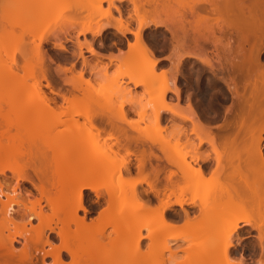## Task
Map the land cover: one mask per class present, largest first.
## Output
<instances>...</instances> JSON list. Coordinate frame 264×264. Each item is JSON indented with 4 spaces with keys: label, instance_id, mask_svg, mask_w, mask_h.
Returning <instances> with one entry per match:
<instances>
[{
    "label": "bare ground",
    "instance_id": "6f19581e",
    "mask_svg": "<svg viewBox=\"0 0 264 264\" xmlns=\"http://www.w3.org/2000/svg\"><path fill=\"white\" fill-rule=\"evenodd\" d=\"M29 1H27V3ZM35 1H39L38 4H41V0H31V2H29L31 6L28 4V8H26V12L31 10L28 12L30 18L35 16L34 13H36L37 10L32 8L36 7L34 4ZM89 1L93 5V11L99 13L98 16L101 17L103 22L94 28L79 27L77 23H72L70 27L76 28L78 35L84 36L89 33L94 38L100 36L107 29L112 28L115 30L116 34L125 39L127 38L126 35H132L134 38L133 43L127 41L128 49L125 53L119 50L120 53L118 56L117 54L116 56L112 55V57L105 56V58H108L110 61L119 59V57L122 58V56L126 57L124 58L126 60L130 54H135L136 57L139 55L141 60H151L148 68L153 72L160 58L157 59L154 56L155 54L153 53V49H151L152 47L147 43L144 31L151 27V30L154 31H156L157 28L164 27L170 34V44H172V47L182 51V53L177 52L175 54L177 58L174 64L175 71L178 70L181 64L185 65L189 63L191 59H196L203 66L209 68L213 76L211 82L213 84L221 82L225 86L222 87L221 85V87L219 86L220 88L217 87V99H219L222 104L224 103L223 107L217 106V135H214L204 127L190 104L187 105V109L189 110L188 115L176 112L175 109H161L162 111L171 112L181 119L182 122L190 123V129L188 131L179 130V127L175 126L173 128V136L177 135L179 139L183 140L186 145L191 147L192 151H195V153L189 155V161L184 164H178L175 158L166 160L171 164L172 170L168 171V174L164 178V182L160 183L162 189L160 187L153 190L154 188L151 186L157 182L150 186L151 182L149 183L145 178H142V173H145V165L149 163L151 157H153V160H155L157 164L161 162V159L154 155L150 148H144L145 143L141 141L144 138L123 136L120 137L121 139H118L111 135H107V133L106 136H108V138H115V140L118 141L115 145L121 149L123 148L126 155L135 156L138 154L137 158L135 157L136 170L138 175L141 174V177L138 179L136 178L133 183L127 184L130 192L133 194L132 199L127 204L125 203L119 206L116 213L112 215L109 221L100 223L98 222V217H101L100 215L104 213L109 206L113 205L112 203L115 200V195L113 196L112 194L108 195L109 197L106 201L107 207L100 211L99 216L97 218L95 217L96 219L89 218L88 214L91 210L87 206L88 200L85 198V191L93 192L96 199L92 201L93 203H98V198L100 196V193L98 194V192H100L98 189L101 185L100 182L103 181L100 175H103L104 172L99 170V174L97 168L98 164L102 166V162L104 163L103 159L106 161L107 158H105V153L108 155L103 148V152L97 151L98 144L93 141L97 138L99 139L98 135L102 130L104 132L106 121L103 120L105 118L102 119L101 115L97 117L95 114L93 119H99L94 121L91 119L92 117L90 118L88 116L89 119L86 118L87 116L83 113L87 119L86 123L89 125V128L86 125L87 129H85L86 127L84 126L83 129L86 131H89V129L91 131V129H93L96 130V133L97 131L100 132L99 134H93V130L91 131V135H94V137L92 136L94 140L92 137L90 138V132L85 133L83 131L84 134H82L86 138L89 137L87 140L90 139L92 140L91 142L97 144L96 148H94L97 155L92 156L93 150L91 152L89 148L86 147L87 145L85 146L84 137H79L80 134L75 137L73 135L75 138L74 140L72 139L73 142H75L76 147L78 145L77 143H79L81 149L79 148V151L77 147L76 149L78 151L76 153V149L74 150L75 156L71 155V153H73L72 150L71 153L64 154H70L75 157H72L74 159L72 165L77 164L72 167V169L76 168L75 170L73 169L74 171L72 169L70 171L64 169L65 163L68 161L64 155V157H61V155L59 156L61 157L59 160L63 161L64 159V162L60 161V165L58 164L56 167H52L54 168L52 169L49 167L50 165L47 158H43L45 154L41 153V150L39 153L38 146L40 143L39 140H36L39 139L36 138L37 135L42 131V133L46 131V134L51 132L55 124L62 123V121L60 122V120H58L59 118L56 119L57 115H63L64 113V111L63 113L60 111L59 114H52L49 118L44 117L46 119H52L53 117L52 120L50 119L51 121L43 119L42 117V114H48L54 111L55 108L58 111L57 108H59L55 102L50 101L42 90V81L44 80L46 81V87L50 92H53L47 78V71L43 68L46 55L45 52L40 49L43 43L52 42L58 36H55L53 32L55 29L49 31L47 27L49 23H46V25L42 24V30H45V32L37 38L34 48L26 50L27 52H23L25 54L23 58L25 65L22 70H25L26 74L21 77L17 69H12L10 67L0 68V91L2 92L5 90L2 92L3 95L0 94L4 96L3 100L1 99L2 97H0V102L2 101V105L4 104L0 107V115L2 110L5 111V117L1 115L5 123L2 122L0 118V162L6 158L10 159V157L14 159L15 162V164L0 163V176L16 180L15 185L17 187L20 183H29L32 189L37 192V194H33V196L27 191L25 195L32 196V199L23 198V195L16 193L15 186L11 190L12 194H8L5 190L9 187V181L7 179H0V264H114L113 262L107 263L106 261V259H108L107 257L110 255L112 246H103L102 242L105 238L117 241L131 240L129 241L132 245L129 251V261L127 264H164V260L162 259L163 252L169 250V244L172 241L182 238L181 233H170L166 237L160 239L164 236L163 234H166L165 232H170V230L177 226L176 224L179 221H182V223L184 222L183 224L185 225H192L190 223L198 218H211L216 215L220 227L217 232L209 235L208 238L210 241L217 242V262L220 264H227L228 259L231 257V249L235 248L241 240L238 237L239 231L245 226L250 225L249 221L243 215H240V213L249 208L260 209L264 206V0ZM125 1L128 5H131L132 10V13L128 14L127 18H123V10L121 7L115 5V2ZM171 1L173 4L175 3L176 6L173 4L171 5ZM103 2H106L108 7L99 12ZM173 6L176 8H173ZM75 10V12H77V9ZM114 11L117 13L116 17L113 15ZM4 12L5 10L3 7H0V33L3 34L8 33V29L12 26L7 24L5 22L6 20L3 21L5 17L3 15ZM75 12H73V14L71 13V15L75 16ZM6 13L7 12L4 14L6 15ZM30 13H32V15ZM78 13L79 12H77V14ZM131 20H134L136 23V29L134 30L130 28ZM112 21H115V23H112ZM44 27L47 28L44 29ZM60 27L57 29L59 34L62 32ZM65 29L66 32H69L67 31L69 28ZM216 33L217 36L215 35ZM151 36L153 35H148V38L151 39ZM56 40L58 41V39ZM19 42L16 43L19 44ZM26 42L28 41L26 40ZM34 42L35 41H32L31 43ZM205 44L212 45L216 50V67L212 66L205 55L199 56L195 54V52L205 51ZM76 45L78 49L77 54L79 56H82V48H85V52L92 56L98 54L93 48V42L91 41H77ZM53 46L59 51H66V47L61 43L60 39L58 42L54 40ZM153 56L155 58L152 59ZM131 58H134V56H131ZM131 58L129 57L127 61H130ZM137 61L138 60H136L135 63H137ZM13 62L14 61L10 62V64ZM15 62L17 61L15 60ZM60 70H62V68ZM202 71V73L205 74V69H202ZM148 74L151 75V72ZM148 74L144 71L141 77L144 75L143 78L145 79ZM27 76L31 79V84L28 82V84L26 83L25 80L28 78ZM81 76L82 74H80L79 78ZM144 79H133L131 82L135 85H142ZM167 92H172L176 95L178 104L180 91L175 84V78L172 79V86L163 91L162 97ZM87 94L88 93H85V95ZM227 94H230L232 98L230 103L227 102V99H224ZM61 97L64 100V95H61ZM69 101L70 100H67V102ZM3 107L6 110L3 109ZM215 109L216 108H211L209 110L214 111ZM80 114L82 115V113ZM159 117L160 115L157 116V121L160 119ZM108 121L109 120H107L108 125L112 124ZM12 126L14 129L16 128V132L13 134L10 133V127L12 129ZM67 126H69V124H67ZM79 126L82 129L80 124ZM73 128L76 129L74 126ZM79 129H76V133H78L77 131ZM68 134L69 132L66 133V135ZM191 135L194 136L196 142L191 138ZM67 137L69 139L71 135L69 134ZM145 138L147 139V137ZM65 139L63 141H65ZM90 140L88 143L92 146L93 143L91 144ZM119 140L124 143L122 144L121 142L120 144ZM154 140L152 142L158 139ZM68 142L70 143V140ZM157 142L159 143V141ZM24 144L27 147H24ZM82 144H84L83 146L88 148V150L85 149L92 154L86 152V154L83 153V155L85 154L84 156H81L79 152L85 151L82 150V148H84ZM130 144H133L136 148L130 149L128 146ZM205 144L211 147L215 155V163L213 164H210V156L208 154L197 153V150ZM216 146H219L222 151L218 152V150L215 149ZM162 147L166 150V147L162 144V146L159 147L160 151H165ZM24 148L27 149V152ZM36 151L37 156L34 155ZM16 157L20 158V162H17ZM27 157L29 164H27L26 159H23ZM88 157L90 159H88ZM36 159L38 161L42 160V162L35 164L34 162H36ZM46 160L47 162H44ZM153 160L151 159L150 164ZM82 162L89 163L90 166L88 164L86 165L87 168L91 167L88 168L90 170L89 172L85 173L82 171V166L80 165ZM108 163L114 162L108 161L105 164ZM121 163H119L120 166H118V168H113V166L116 165L112 167L105 165L108 166V168H106L109 170L108 174H111L113 170L116 171V168L119 178L122 176V173L129 174L131 172V167L124 164V162L123 164ZM192 164H194L195 167H193ZM158 166L159 165L156 167ZM240 168H243L242 170H244L245 173L244 176L242 175L240 177L242 178V182L239 180L236 181L237 174H240V171H242ZM101 171L103 173H101ZM7 172H9L11 176H8ZM160 172L161 170L158 168L153 170V176L156 181ZM180 175L184 179V187L188 190L191 188L190 191L192 192L202 191L205 187L203 185L208 186L209 184L207 183L210 182V180L213 181V179L217 180V188L214 187L215 185H210V189L207 187V190H213L208 199H206V197L198 198L200 200L197 201L194 196L187 199L181 198V190L177 183ZM104 176L105 174L103 178ZM32 177L35 179H32ZM98 179H100V181ZM35 180H37V183H35ZM190 180L196 181L194 185L187 184ZM96 182H98V184H96ZM143 183L149 186L153 196L159 201L158 209L156 208L159 213L157 212L158 215L155 213V224L148 222L149 220L147 222L145 220L142 224H139L140 218H142L140 212H145V210L147 211V209L150 208L148 205L149 200L147 202L146 200L144 201V199L138 197L136 193V186ZM201 186H203V188ZM108 192H110V190ZM112 192L113 191L110 193ZM160 196H165L163 198L166 199L162 200L163 198L161 197V199ZM14 206H16L17 209H15ZM175 206L178 207V210L173 209ZM44 208L49 209L50 213H46ZM168 211L170 212L169 214H167ZM122 219L126 220L127 225L121 229H114L116 222ZM34 220L38 222L37 225L31 229H26V225L31 226ZM17 224H20L24 231L21 233L10 232L11 226L15 227ZM258 225L260 226V224H256L254 227L259 231L257 235L258 244L255 250L258 251V256L264 258V231L260 230L261 226L259 227ZM109 227H113V229L107 231ZM142 230H146L147 232L144 234ZM17 238H22L24 240L22 248L18 250L14 248V243L18 241ZM144 240H147L146 244H143ZM143 245H145V248ZM197 256V264H209V260H211L210 256ZM48 259L50 260L47 261ZM236 264H243V260H240Z\"/></svg>",
    "mask_w": 264,
    "mask_h": 264
},
{
    "label": "rangeland",
    "instance_id": "374dc122",
    "mask_svg": "<svg viewBox=\"0 0 264 264\" xmlns=\"http://www.w3.org/2000/svg\"><path fill=\"white\" fill-rule=\"evenodd\" d=\"M27 1L29 0H0V7H3L5 12H7L6 15L4 14L5 12L3 13V15L5 16L3 21L6 20L5 22L7 24H9L10 26L12 25L11 26L12 29L9 28L8 26L9 28L8 33L5 34L0 33V68L10 67L12 69H17V71L19 72L18 74H20L21 77L22 75L24 76V74H26V71L22 70L25 65L23 59L25 57V54L23 52H27L26 50L34 48L35 43L37 42V38L41 36L43 32H45V30H42L41 27L42 24L46 25V23L47 24L49 23V26H47L49 28V31L55 29V31L53 32L55 36L58 37H56L54 40L55 42H58L60 39L61 43L66 47V51H59L55 49L53 46L54 40L52 42L49 41L41 45L40 49H42V51H44L45 55L47 56V57L45 56L43 67L47 71L46 73L47 78L48 81L51 83V88L53 89V92H50L49 89L45 86L42 87V90L45 93V95L50 99V101H54L57 107L59 108H57L58 111L55 108L54 111L48 114L47 113L42 114V117L43 119H46L51 117L52 114L53 115H56L57 113L59 114L60 111L62 113L64 111V113L63 115H57L56 119L59 118L58 120H60V122L62 121V123L55 124V127L53 126L51 132H48V134H46L47 133L46 131H44V133H42L43 132L42 131L37 135L36 138L39 139L36 140H39L40 143L38 146V150L39 153L41 150V153L45 154L44 157L42 154L41 156L44 159L47 158L50 168L56 167V165H58L59 163L64 162V159L63 161L59 159L65 156V158L68 159V161H66L65 163V168L63 167L66 171H70L73 166L77 165V164L72 165V162H74L73 158L75 157L73 156L76 155L75 153L78 150L80 151L81 149L79 147V143H77L78 144L77 145L78 148H77L75 142H73V140L75 139L74 137L77 136L78 134H80L79 137L85 138L84 140L85 141L84 144L86 143L85 146L87 145L86 147H88L91 152L93 150V154H92L91 152L87 151L88 148H86L85 146H83L84 144H82V146L84 147L82 148V150L85 151H81V153L79 152L81 156H84L86 152L92 154V156L97 155V152L94 150L97 144H98L97 146L98 150L96 149L97 151L103 152L102 150L103 148L105 152L108 153V155L105 153V158H107L106 161L103 159L104 163L102 162V166L101 164L100 165L98 164V168H97L98 172L99 170H102L104 173L102 171L101 173L107 176V177L104 176L103 178V175L102 174H101L102 176L100 175V178L102 177L101 180L103 181L100 182L101 185L99 186L98 189V191H100L98 192V194L100 193V196L98 198V203H93V201L96 199L93 192L85 191V198L86 200H88L89 203V204L87 203V206L91 210V212L88 214V217L92 219H94L95 217L97 218L99 216L100 211L107 207L106 201L109 197L108 195L110 194H112L113 196L115 195L114 196L115 203L113 202L112 203L113 205L109 206L108 208L109 210L107 209L108 211L107 210L104 211V213L100 215L101 217H98L99 218L98 222L105 223L109 221V219H111L114 213H116L119 206L125 203L127 204L129 201H131L133 194L130 192L128 185L133 183V181L136 180V178L138 179L141 177L140 176L141 174L138 175L136 170L135 160L138 154H136L135 156L126 155L123 148L121 149L115 145V143L118 142L115 140V138L121 139L120 137L123 136H128L130 138L131 137H136V138L138 137L142 139L144 138L143 139L144 141L141 140L142 142L145 143L144 148L145 149L150 148L154 153V155H156L161 159L160 162L161 164L160 163L157 164L156 161L153 160V157H151L149 163L145 165V170H144L145 173L144 172L142 173L143 174L142 178H145L149 183L151 182L150 186L153 183L157 182L156 184H153L151 186L152 188H154L153 190L160 188L161 187L160 183L164 182V178L168 174V171L172 170L171 164L168 163V161L166 160L175 158L178 164H184L189 161V155L195 153V151H192L191 147L186 145V143L183 140H180L177 135L173 136V128L175 126L179 127V130L188 131L190 129V123L182 122L181 119L173 115L171 112L162 111L161 109L163 108L175 109L176 112H179L183 115H188L189 110L187 109V105L190 104L197 113V116L201 121V123L204 125V127H206L214 135H217V123H218L217 106L218 107L224 106V103L222 104L221 101L217 99V93H218L217 83L213 84L211 82L213 76L212 73H210L209 68L207 66H203L196 59H191L189 63L185 65L181 64L177 71L174 70V64L176 63V59H177L175 54L177 52L182 53V51L180 49L177 50L172 47V44H170L171 43L170 34L166 31V29H164V27L157 28L156 31L151 30L152 29L151 27L144 31V35L147 39V43L149 44L150 47H152L151 49H153V53L155 54L154 56L157 59L160 58V61L158 65L154 68L153 70L154 73H153L148 68V65L151 60L149 59L141 60L139 55L137 57L135 54L128 55L130 58L131 56L132 57L134 56V58H131L130 61H127V59L129 60V57H127V59L125 60L124 58L126 57L124 56H122L124 60L121 57L113 61H110L108 58H105V56L112 57V55L116 56V54L118 56V54L120 53L119 50H121L122 53H125L128 49L127 41L129 43H133L134 41L132 35H126L127 38L125 39L124 37L116 34L114 29L110 28L104 31L100 36L93 38V36L89 33L85 34L84 36L78 35L76 28L74 29L70 27L72 23H77L79 27L94 28L103 22L101 20V17L98 16L99 13L93 11L92 9L93 5L89 0H43V1L41 0L40 1L41 4L40 3L38 4L39 1L38 2L35 1L34 4L36 7H32V8L33 9L35 8L37 10L36 13H34L35 16L34 17L31 16L32 18H30L28 15V12H30L31 10L26 12V8H28L27 5L28 4L30 5L29 2H31V0L28 3ZM172 4L173 2L171 3V5ZM115 5L121 7V9L123 10V18H127V15L132 13L131 5H128L126 1L115 2ZM173 5L176 6L175 3ZM107 7H108L107 3L103 2L101 6V10H99V12L103 11ZM173 8L176 7L173 6ZM75 9H77V12H79L78 14L77 12H75L76 11ZM73 12H75L74 13L75 16L71 15V13L73 14ZM30 14L32 15V13ZM113 15L115 17L117 16L116 11L113 12ZM30 19L32 20V22ZM112 23H115V21H112ZM47 27H44V29H46ZM58 27L62 29L61 32L62 34L58 33L57 31ZM65 28L67 29L69 28L67 30L69 32H66ZM130 28L133 30L136 29V23L134 20H131ZM148 35L149 36L153 35V36H151L152 38L150 39L148 38ZM215 35L217 36V33ZM56 39H58V41ZM26 40L28 42H26ZM76 40L79 42H84L85 40L93 42V48L98 52V54L96 56L95 55L92 56L91 54L85 52V48H82L83 51L82 56H79L77 54L78 49L76 45L77 42ZM32 41L35 42L31 43ZM16 42H19V44ZM195 54L199 56L205 55L208 61L212 64V66L216 67L217 65V61H216L217 59L215 55L216 50L212 47V45L205 44V51L195 52ZM154 56L152 57V59L155 58ZM10 60L14 61L13 62L14 64L13 63L10 64V62H12ZM15 60L17 62H15ZM136 60H138L137 63H135ZM59 68L60 69L62 68V70H60ZM202 69H205V74L202 73L203 72ZM144 71L146 72V74L151 72V75L148 74V76H146L144 79L143 78L144 75L143 77H141ZM80 74H82V76L79 78ZM27 77L29 78V76ZM28 78L25 81L26 83L28 82L29 84H31L32 81L30 78L29 79ZM132 78L134 80H137L138 78L142 80L144 79V83H142V85L141 84L135 85L133 82H131V80H133ZM173 78H175V84L180 91L178 104H177V97L172 92H167L162 97L163 91L166 90V88L168 87L170 88L172 86ZM42 84L45 85V82L42 81ZM54 90L56 92H54ZM2 92L0 93L1 95H3ZM85 93L88 94L85 95ZM1 95L0 97H2L1 99L3 100L4 96ZM61 95H64L65 101L63 100ZM67 100L70 101L67 102ZM1 102H0L1 104L0 107L4 105V104L2 105ZM4 107L3 109H5ZM211 108H216V109L214 111H210L209 109ZM4 113L5 111L2 110L1 115L4 116ZM80 113H82V115L84 113L87 116L86 118H88V116L90 118L92 117L91 118L92 120H94L93 116L95 114L97 117L101 115L102 119L105 118L109 120L110 123L112 124L108 125L107 120L103 119L104 121H106L105 123L107 124L104 125L105 130L104 132L102 130L101 133L97 131L98 134L100 133L98 135L99 139L97 138L98 140L97 139L94 140L93 138L94 135H91V131L93 129H91V131L90 129L89 131L83 129L84 127H86V125L87 127L89 125L88 123H86L87 119L85 118V115L82 116ZM158 114L160 115L159 117L160 119H158L157 121L156 118L157 116H159ZM50 119H46V120H50ZM1 121L4 122L2 118ZM66 123L69 124V126H67ZM76 123L78 126L80 124L82 129L80 128V126L78 127ZM73 126L76 129L80 128L77 131L78 133H76V129H74ZM87 127L85 129H87ZM15 129L12 126V129L10 127L11 132L10 130L9 132L12 134L15 133L16 132ZM66 131L69 132L71 138L68 139L67 136H69V134L66 135L67 133ZM83 131L85 133L90 132L91 135L90 138L93 136L92 137V139L94 140L93 142H97V144L96 143L94 144L93 142H91L92 140L90 139L89 140L91 144L93 143V145L95 146L92 145L93 146L92 147L91 145H89L88 143L89 140H87L89 137L86 138L84 135H82L84 134ZM92 132L93 134H97L96 130H93ZM106 134L111 135L115 138L113 137H112L113 139L108 138ZM145 137H147V139ZM63 138L65 139V141H63L64 140ZM155 138L158 140H156ZM191 138L194 139V136L191 135ZM152 139L153 140L155 139L156 141L154 140L155 142H152L153 141ZM69 140L70 143L68 142ZM194 140L196 142V139ZM157 141H159V143ZM121 142L122 144L124 143L123 141L119 140L120 144ZM160 143H162L164 147H166V150L162 147L163 150L165 151L159 150L160 149L159 147L162 146V144ZM69 146L70 147L72 146L71 149ZM128 146L130 149L136 148L133 144H130ZM24 147L27 146L25 145ZM215 149L218 150V152L222 151L219 146H216ZM26 150L27 149H25V151ZM71 150L73 151V153H71L72 152ZM64 153L66 154L71 153V155L73 156H71L70 154L66 155ZM83 153L85 154L83 155ZM197 153L208 154L210 156V164L215 163L214 162L215 155L212 152V149L209 145L206 144L203 145L201 148L197 150ZM36 154L37 151L35 152L34 155ZM60 155L61 157H59ZM23 159H26L27 164H29L28 163L29 160H27L28 157ZM37 159L35 160L36 162H34L35 164H38L39 162L41 163L43 160L42 158L41 161H38ZM88 159L90 158L88 157ZM151 159L153 161L150 164ZM47 160L44 162H47ZM108 161L114 163L105 164ZM17 162H20V158H17ZM23 162L25 164L24 160ZM123 162L124 164H127L129 167H131V172L129 174L122 173V176L119 178L117 168L118 166H120L119 163L123 164ZM0 163L15 164L14 159H12L11 157L10 159L6 158L1 160ZM87 164L89 165L88 162H84V163L82 162V164H80L82 166L81 168L82 171H84L85 173L90 171L88 168H91V167L87 168L86 167ZM105 165H108L109 167L116 165L113 166V168L117 167L116 171L113 170L111 174H108L109 170L106 169L108 168V166ZM157 165L159 166L156 167ZM192 165L193 167H195L194 164ZM155 168L161 170L159 176H157V181L153 176L154 175L153 170ZM242 169L243 168H240V170ZM240 172L242 174L241 173H240L241 175L237 174L238 176L236 177V181L239 180L240 182H242L241 180L242 178L240 177L242 175L244 176L245 173L244 170ZM7 175L11 176L9 172H7ZM0 179H7L9 181L10 188L7 187L8 189H6L5 191H7L8 194H12L11 190L16 186L15 185L16 180L4 176H0ZM32 179L35 178L32 177ZM98 180L100 181V179ZM98 182H96V184H98ZM195 182L196 181L190 180L188 181L187 184L194 185ZM35 183H37V180H35ZM177 183L179 184L181 190L180 191L181 198L187 199L194 196L197 201L200 200L198 198H205V197L206 199L209 198L211 191H213L212 189L207 190V187L208 189H210L209 188L210 185H215L214 187L217 188V180L214 179L213 181L210 180V182L207 183L209 184L208 186L203 185L205 187L202 191H197V192H192L190 191L191 188L190 190H188L187 188L184 187V179L181 177V175L178 177ZM203 186L201 187L203 188ZM15 188H16V193H20L21 195H23V198L32 199V196L25 195L27 191H29L32 195L37 194V192L34 189H32L31 185L26 182L20 183L19 186L18 187L16 186ZM109 190L110 192L111 191L113 192L110 193L108 192ZM136 193L138 197L144 199V201L146 200L147 202L149 200L148 205L150 207L149 209H147V211L145 210V212L142 211L140 212L142 218H140V221L139 220L137 221H139V224H142L145 220L146 222L149 220L148 222L154 223L155 213L158 212L157 211L159 206L158 199L153 196V193L150 191L149 186L146 183L137 185ZM161 197L162 196H160V198ZM165 199L163 198L162 200ZM89 200L93 204L90 203ZM14 207L15 209H17L16 206ZM173 209L178 210V207L175 206L173 207ZM44 211L46 213H50L49 209L47 208H44ZM169 213L170 212L168 211L167 214ZM240 215H243L249 221L250 225L245 226L242 230L239 231L238 237L241 240L239 241V244L235 246V248L231 249L232 253L230 254L231 257L230 259H228V263L236 264L240 260H243V264H264V258L258 256L257 253L258 251L255 250V247L258 244L257 235L259 231H257V229L254 228L256 224H260L261 226L260 230L264 231L263 230L264 206L260 209H253V208L246 209L244 212L240 213ZM37 223L38 222L34 220L31 226L26 225V229H31L35 227ZM183 223L182 221L177 222L176 224L177 226L175 228L170 230V232H165L166 234H163L164 236L160 238L162 239L170 233H181L182 235V238L174 240L169 244L168 251L163 252L162 259L164 260V264H197L198 263L197 255L203 257L210 256L211 260H209V264H220L219 262H217V247H218L217 242L210 241L208 238L209 235H212L215 232H217V230L220 227V224L217 221V215L211 218H204V217L198 218L194 222L190 223L192 225L189 224L185 225ZM126 225H127L126 220L122 219L121 221L116 222V224L114 225V229H121ZM112 229L113 227H109L107 228V231H111ZM23 231L24 229L20 226V224H17L15 227L11 226L10 229V232L12 233L13 232L21 233ZM146 232H147L146 230L145 231L142 230V233L145 234ZM17 240L18 241L14 243V248L16 250L21 249L24 243V240L22 238H17ZM129 241L131 240L117 241V240L105 238L102 242L103 246H109V245L112 246L110 255L109 257H107L108 259H106L107 263L113 262L114 264H127V262L129 261V251L132 245L131 242ZM146 243L147 240H144L143 244ZM143 246L145 248V245ZM49 260L50 259H48L47 261Z\"/></svg>",
    "mask_w": 264,
    "mask_h": 264
},
{
    "label": "flooded vegetation",
    "instance_id": "af4514ba",
    "mask_svg": "<svg viewBox=\"0 0 264 264\" xmlns=\"http://www.w3.org/2000/svg\"><path fill=\"white\" fill-rule=\"evenodd\" d=\"M43 44H44V43H43ZM43 68H44V67H43ZM52 69H54V68H52ZM43 81H44V80H43ZM44 82H45V85H43V84H42V85L46 87V81H44ZM49 83H50V82H49ZM221 85H222V87L224 86L221 82H218V83H217V87H218V88H220ZM43 86H42V87H43ZM50 86H51V83H50ZM219 86H220V87H219ZM224 87H225V86H224ZM54 92H56V91L54 90ZM224 99H225V100L227 99V102L230 103L232 98H231L230 94H227V96H225ZM53 102H54V101H53Z\"/></svg>",
    "mask_w": 264,
    "mask_h": 264
}]
</instances>
